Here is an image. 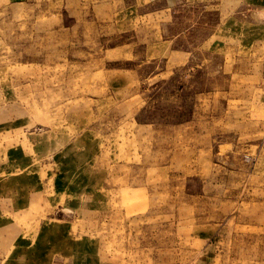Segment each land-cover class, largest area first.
<instances>
[{
	"label": "rangeland",
	"instance_id": "obj_1",
	"mask_svg": "<svg viewBox=\"0 0 264 264\" xmlns=\"http://www.w3.org/2000/svg\"><path fill=\"white\" fill-rule=\"evenodd\" d=\"M0 264H264V0H0Z\"/></svg>",
	"mask_w": 264,
	"mask_h": 264
}]
</instances>
